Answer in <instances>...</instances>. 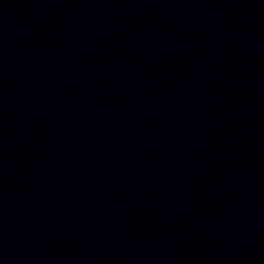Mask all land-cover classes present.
I'll list each match as a JSON object with an SVG mask.
<instances>
[{
	"label": "water",
	"instance_id": "1",
	"mask_svg": "<svg viewBox=\"0 0 264 264\" xmlns=\"http://www.w3.org/2000/svg\"><path fill=\"white\" fill-rule=\"evenodd\" d=\"M0 264H264V0H0Z\"/></svg>",
	"mask_w": 264,
	"mask_h": 264
}]
</instances>
